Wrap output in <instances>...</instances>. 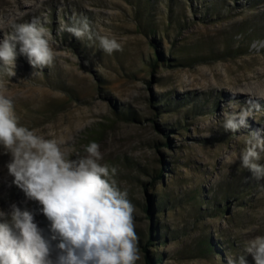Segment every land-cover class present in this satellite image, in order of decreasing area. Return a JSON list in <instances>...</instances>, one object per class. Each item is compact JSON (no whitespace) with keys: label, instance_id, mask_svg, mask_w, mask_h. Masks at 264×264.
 <instances>
[{"label":"rangeland","instance_id":"obj_1","mask_svg":"<svg viewBox=\"0 0 264 264\" xmlns=\"http://www.w3.org/2000/svg\"><path fill=\"white\" fill-rule=\"evenodd\" d=\"M82 17L123 51L107 54L98 41L88 46L62 31ZM33 18L50 31L56 59L37 71L18 44L16 75L3 76L7 95L20 123L63 138L69 158L100 145L101 163L117 169L135 206L136 264L151 256H162L160 264H227L226 256L264 236V178L239 160L250 133L264 136V110L237 133L221 126L229 101L246 107L254 99L264 109L253 92L264 89V0H0V38L10 21ZM10 159L0 147V211L13 204L31 211L49 238L42 206L12 183ZM162 181L171 195L163 206Z\"/></svg>","mask_w":264,"mask_h":264},{"label":"clouds","instance_id":"obj_2","mask_svg":"<svg viewBox=\"0 0 264 264\" xmlns=\"http://www.w3.org/2000/svg\"><path fill=\"white\" fill-rule=\"evenodd\" d=\"M9 28L0 38V147L11 157L6 167L12 183L42 206L51 236H44L29 210L13 204L10 213L0 211V264H136L140 250L135 206L115 179L117 169L101 163L100 145L92 141L84 155L69 158L63 138H46L20 123L3 78L16 75L17 45L19 54L37 71L50 67L57 53L50 31L39 18L10 21ZM62 31L86 39L88 46L98 41L107 54L123 51L117 39L94 32L87 17L74 18ZM246 104L241 107L239 101H229L231 111L222 112L226 132L248 127V118L264 110L254 99ZM262 154L264 136L257 130L247 136L239 154L240 168L250 170L257 180L264 178ZM55 240L59 243L53 250ZM247 255L255 264H264V236L247 241L244 254L226 256L227 264H247Z\"/></svg>","mask_w":264,"mask_h":264},{"label":"trees","instance_id":"obj_3","mask_svg":"<svg viewBox=\"0 0 264 264\" xmlns=\"http://www.w3.org/2000/svg\"><path fill=\"white\" fill-rule=\"evenodd\" d=\"M140 6L141 5H140V2H139V7ZM117 117L121 118L122 120H128V121L133 120V118H135L134 115H132L131 113H125V112L117 113ZM94 138L97 139L98 137H94ZM165 164L167 165L168 163H165ZM155 179L157 180V182H159V180H163V176L158 170L155 171ZM162 184H163V186L165 188V192L163 193V195L157 196V198H158V201L160 202V204L163 206L165 204V202L168 203V200L171 197V195H170V191H169L168 185H166L164 181H162ZM148 209L152 213V208H148ZM153 241L154 240H151L149 243L152 244ZM205 244H206L207 249L208 248H209V250L213 249V246L211 245L210 240H207L205 242ZM145 250H148V249H145ZM161 262H162V256H159V257L151 256V257H149V259L147 261V264H160Z\"/></svg>","mask_w":264,"mask_h":264},{"label":"bare ground","instance_id":"obj_4","mask_svg":"<svg viewBox=\"0 0 264 264\" xmlns=\"http://www.w3.org/2000/svg\"><path fill=\"white\" fill-rule=\"evenodd\" d=\"M262 85V84H261ZM264 86V85H263ZM262 87V86H261ZM255 88V87H254ZM253 92H255L256 94H258V96H260L261 98H263L264 99V89L262 88V89H258L257 87H256V89H255V91H253Z\"/></svg>","mask_w":264,"mask_h":264}]
</instances>
